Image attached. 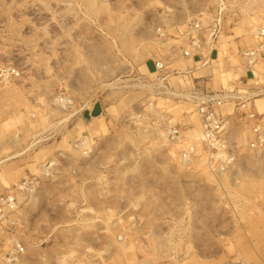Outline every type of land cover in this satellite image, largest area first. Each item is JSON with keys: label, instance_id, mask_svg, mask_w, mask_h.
Instances as JSON below:
<instances>
[{"label": "rangeland", "instance_id": "rangeland-1", "mask_svg": "<svg viewBox=\"0 0 264 264\" xmlns=\"http://www.w3.org/2000/svg\"><path fill=\"white\" fill-rule=\"evenodd\" d=\"M261 28L264 0H0V194L14 202L0 254L264 264V134L253 149L251 121L228 105L231 161L214 171L189 94L253 88L264 133V59L244 57ZM190 37L202 49L186 59ZM173 129L195 156L180 157Z\"/></svg>", "mask_w": 264, "mask_h": 264}, {"label": "built area", "instance_id": "built-area-1", "mask_svg": "<svg viewBox=\"0 0 264 264\" xmlns=\"http://www.w3.org/2000/svg\"><path fill=\"white\" fill-rule=\"evenodd\" d=\"M220 20L217 19L215 23H210L207 27L206 32L208 37L211 39L209 42V49H212V38L219 33ZM201 24L195 23L193 29L199 31ZM257 35L260 41L253 49L244 52L247 65L251 66L258 59H264V28L257 31ZM189 49H183L181 52L182 57H188L194 51H200L202 48L201 43L196 37H190ZM155 72L158 74L157 85L165 88L163 82L168 77L165 70V64L160 61L154 63ZM189 94L192 96V103L195 106V112L199 117L201 132L198 137V143L202 148L208 151V155L211 156L210 161L213 164H209L210 168L216 172L222 171L231 161L228 153V115L221 113L220 108L226 103L233 104V112L236 114L243 115L249 121H251V131L254 135V141L251 142L250 146L256 149L257 145L262 142L260 135L264 134L262 129V122L259 121V117L256 111L253 109L252 99L256 95L247 97V94L237 91L228 90H206L200 87L192 89ZM170 137L172 141L179 146L178 153L180 157L190 158L195 156L197 151L193 143L185 145L182 141V136L178 129L171 130ZM258 149V148H257ZM13 196L10 194H0V219L4 216L6 210H12L14 207ZM23 247L16 244L15 247L4 254H0V264H17L21 255L23 254Z\"/></svg>", "mask_w": 264, "mask_h": 264}, {"label": "crops", "instance_id": "crops-1", "mask_svg": "<svg viewBox=\"0 0 264 264\" xmlns=\"http://www.w3.org/2000/svg\"><path fill=\"white\" fill-rule=\"evenodd\" d=\"M195 54H196V53H194L193 55L191 54V55H192V56H195ZM180 55H181V54H180ZM191 55H190V56H191ZM190 56H188V57H183V58H186V59H187V58H189ZM208 58H209V57H208ZM262 60H263V59H262ZM186 61H188V60H186ZM263 61H264V60H263ZM261 62H262V61H261ZM261 62H256L254 65L261 64ZM186 64H188V62H187ZM262 64H264V62H262ZM252 67H254V66H253V65L250 66L251 69H252ZM251 69H249V71H250ZM249 71H248V72H249ZM251 72H252V70H251ZM211 87H212V89H218V88H215V87L212 86V85L210 86V88H209L208 86H204L203 88H205L206 90H207V89L212 90ZM246 89H247V88H246ZM246 89H244V90H246ZM251 89H252V90H251ZM224 90H228V89H224ZM244 90H243V89H239V88H233V90H230V91L245 92V93H250V92H252V91L254 92L253 88H250V89L248 88V90H251V91H247V90L244 91ZM215 91H216V90H215ZM230 104H231V103H226L223 107L220 108V112H221V113H224V111L228 108L227 106L230 105ZM257 105H258V103H257ZM224 114H225V113H224Z\"/></svg>", "mask_w": 264, "mask_h": 264}, {"label": "bare ground", "instance_id": "bare-ground-1", "mask_svg": "<svg viewBox=\"0 0 264 264\" xmlns=\"http://www.w3.org/2000/svg\"><path fill=\"white\" fill-rule=\"evenodd\" d=\"M248 89V88H247ZM262 93H264V91L262 92ZM172 94H177L176 92H174V93H172ZM245 94H247V93H245ZM249 94V93H248ZM181 95H184V94H181ZM253 95V94H252ZM248 96V95H247ZM250 96V95H249ZM191 99H192V96L190 97ZM262 135H260V137H261ZM263 137V136H262ZM82 145V144H81ZM103 260V259H102Z\"/></svg>", "mask_w": 264, "mask_h": 264}]
</instances>
